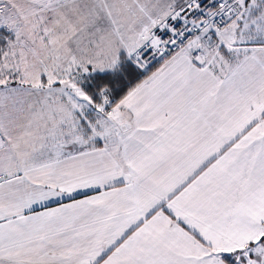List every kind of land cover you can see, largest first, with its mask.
Wrapping results in <instances>:
<instances>
[{
  "label": "snow or ice",
  "instance_id": "1",
  "mask_svg": "<svg viewBox=\"0 0 264 264\" xmlns=\"http://www.w3.org/2000/svg\"><path fill=\"white\" fill-rule=\"evenodd\" d=\"M0 264H264V0H0Z\"/></svg>",
  "mask_w": 264,
  "mask_h": 264
}]
</instances>
